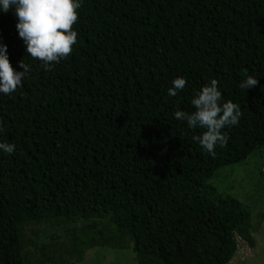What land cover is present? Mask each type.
Instances as JSON below:
<instances>
[{"label":"trees","instance_id":"trees-1","mask_svg":"<svg viewBox=\"0 0 264 264\" xmlns=\"http://www.w3.org/2000/svg\"><path fill=\"white\" fill-rule=\"evenodd\" d=\"M77 12L72 52L48 68L13 11L0 14L11 66L30 67L0 95V142L16 145L0 152V264H78L95 247L132 249L137 264H229L258 227L208 182L264 149V0H82ZM246 74L258 83L244 90ZM211 79L242 113L214 158L192 139L205 129L173 115Z\"/></svg>","mask_w":264,"mask_h":264},{"label":"clouds","instance_id":"clouds-1","mask_svg":"<svg viewBox=\"0 0 264 264\" xmlns=\"http://www.w3.org/2000/svg\"><path fill=\"white\" fill-rule=\"evenodd\" d=\"M81 4L82 0H0V14L13 11L17 18L18 36L22 38L26 52L48 68L72 52L78 35L72 26L78 19L77 9ZM19 67L23 70L13 69L9 62L7 45L0 43V95H10L22 85L30 67L22 61ZM257 83L256 77L246 74L239 87L247 90ZM185 84L184 77L174 78L171 87L167 89V95L177 96ZM221 100L222 93L218 89V81L211 79L191 99L190 103L194 107L192 112L177 110L173 113L177 120L186 121L189 129H205L192 139L213 158L217 154L215 148L224 146L228 140L227 133L222 130L238 125L242 115L236 103H221ZM2 130L0 126V131ZM15 148L14 143L0 142V152L12 154Z\"/></svg>","mask_w":264,"mask_h":264},{"label":"rangeland","instance_id":"rangeland-1","mask_svg":"<svg viewBox=\"0 0 264 264\" xmlns=\"http://www.w3.org/2000/svg\"><path fill=\"white\" fill-rule=\"evenodd\" d=\"M217 195L231 197L241 203L252 217V225L258 227L253 233L255 246L238 240V251L229 264H264V149L254 151L245 161L227 165L219 170L208 182ZM60 241H67L64 231L56 232ZM105 250V251H104ZM135 259V261L133 260ZM137 264L132 249H110L95 247L90 249L85 260L78 264ZM77 264V263H76Z\"/></svg>","mask_w":264,"mask_h":264}]
</instances>
